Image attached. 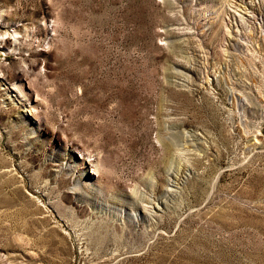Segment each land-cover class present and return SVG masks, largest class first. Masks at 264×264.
<instances>
[{
  "label": "rangeland",
  "instance_id": "obj_1",
  "mask_svg": "<svg viewBox=\"0 0 264 264\" xmlns=\"http://www.w3.org/2000/svg\"><path fill=\"white\" fill-rule=\"evenodd\" d=\"M0 69V264H264V0H0Z\"/></svg>",
  "mask_w": 264,
  "mask_h": 264
},
{
  "label": "bare ground",
  "instance_id": "obj_2",
  "mask_svg": "<svg viewBox=\"0 0 264 264\" xmlns=\"http://www.w3.org/2000/svg\"><path fill=\"white\" fill-rule=\"evenodd\" d=\"M0 71H1V69H0ZM101 163H102L101 160H100V163H99V161L92 162V164L90 165L91 167H90L89 172H91V174H93V175H96V173L99 172Z\"/></svg>",
  "mask_w": 264,
  "mask_h": 264
}]
</instances>
